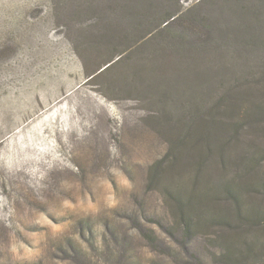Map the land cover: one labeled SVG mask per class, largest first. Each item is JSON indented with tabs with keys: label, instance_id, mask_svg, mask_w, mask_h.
Here are the masks:
<instances>
[{
	"label": "rangeland",
	"instance_id": "1",
	"mask_svg": "<svg viewBox=\"0 0 264 264\" xmlns=\"http://www.w3.org/2000/svg\"><path fill=\"white\" fill-rule=\"evenodd\" d=\"M231 91L261 120L209 160L216 188L264 152V0H0V264H264L263 227L201 224L187 252L165 191L192 175L147 183L179 123L241 120Z\"/></svg>",
	"mask_w": 264,
	"mask_h": 264
},
{
	"label": "trees",
	"instance_id": "2",
	"mask_svg": "<svg viewBox=\"0 0 264 264\" xmlns=\"http://www.w3.org/2000/svg\"><path fill=\"white\" fill-rule=\"evenodd\" d=\"M242 96H244L243 93ZM240 97L241 94L237 91H231L227 95L221 96L217 102L225 106V110L222 112L224 115L226 113L231 114L230 116L238 115L240 121L231 124L229 119H222L214 109L201 115L202 121H198L199 114L196 118L190 117L187 122L179 123L173 134L168 133V148L157 161L148 167V185L155 179L160 181V179L165 178V173L170 176L175 169H178L180 174L189 173L192 175V178H188L187 185L175 191H165L167 200L172 204V208L177 214L174 216V226L171 224L169 230L172 232L176 228L180 237H177V241L187 252L190 251L188 245L192 238L198 234V230L203 228L202 226H219L222 224L229 231L227 232L228 236H225L228 242L235 235V233L230 234V231L236 226L243 229L245 233L259 232L260 228H264V205H261V201L264 202V172H254L257 164L261 165L264 161V152L250 159L246 158L245 161H238L243 166L240 173L244 171V175H246L243 180L239 182L227 181L218 188L207 184L208 177L214 174L213 171H206V167L209 166L208 162L211 161L213 155L222 157L224 154L223 162L225 158L232 161V157L225 154L224 149L226 147L232 149L234 146L240 145L238 136L233 137L231 132H235L237 128L244 126L252 129L261 120L256 116L253 117L251 113H242L237 110L238 102L242 104L245 102V99L242 101L243 97ZM216 108L218 109L219 106ZM217 115L221 118L218 121H216ZM259 125L258 131L264 134V121ZM186 148L190 149V153L186 157L187 162H191V166L186 169L187 171L184 168L187 162L181 159V154ZM219 162L221 163V161ZM180 185L181 182L178 187ZM220 195L227 198L228 204L225 209L219 202ZM248 195L254 200L249 199ZM143 236L151 243H156L158 240L153 229H148V232L144 233ZM261 250L264 251V245L261 246ZM249 252L251 250L242 255L244 256ZM219 257L225 261L232 260L237 264L245 261L235 259L225 253L220 254ZM195 259L197 258L195 257Z\"/></svg>",
	"mask_w": 264,
	"mask_h": 264
}]
</instances>
